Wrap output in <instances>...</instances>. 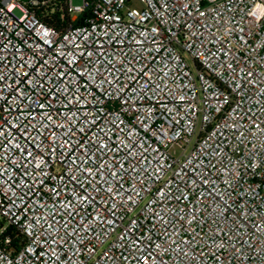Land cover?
Here are the masks:
<instances>
[{
  "label": "built area",
  "instance_id": "1",
  "mask_svg": "<svg viewBox=\"0 0 264 264\" xmlns=\"http://www.w3.org/2000/svg\"><path fill=\"white\" fill-rule=\"evenodd\" d=\"M79 1L0 0V264H264V0Z\"/></svg>",
  "mask_w": 264,
  "mask_h": 264
},
{
  "label": "rangeland",
  "instance_id": "2",
  "mask_svg": "<svg viewBox=\"0 0 264 264\" xmlns=\"http://www.w3.org/2000/svg\"><path fill=\"white\" fill-rule=\"evenodd\" d=\"M75 4H80V1L79 0H75ZM16 14L21 15L19 11H17ZM194 142H195V140H194ZM1 225H5V224L4 223H1Z\"/></svg>",
  "mask_w": 264,
  "mask_h": 264
},
{
  "label": "trees",
  "instance_id": "3",
  "mask_svg": "<svg viewBox=\"0 0 264 264\" xmlns=\"http://www.w3.org/2000/svg\"><path fill=\"white\" fill-rule=\"evenodd\" d=\"M13 231V229H9V233H11Z\"/></svg>",
  "mask_w": 264,
  "mask_h": 264
}]
</instances>
